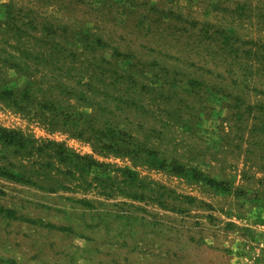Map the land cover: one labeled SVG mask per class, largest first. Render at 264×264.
<instances>
[{
  "label": "rangeland",
  "instance_id": "1",
  "mask_svg": "<svg viewBox=\"0 0 264 264\" xmlns=\"http://www.w3.org/2000/svg\"><path fill=\"white\" fill-rule=\"evenodd\" d=\"M0 264H264V0H0Z\"/></svg>",
  "mask_w": 264,
  "mask_h": 264
}]
</instances>
